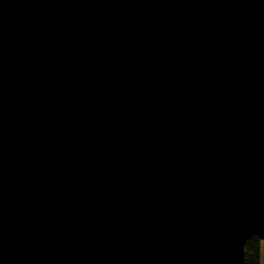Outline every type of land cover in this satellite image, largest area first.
<instances>
[{"label":"water","instance_id":"obj_1","mask_svg":"<svg viewBox=\"0 0 264 264\" xmlns=\"http://www.w3.org/2000/svg\"><path fill=\"white\" fill-rule=\"evenodd\" d=\"M264 239V0H0V264H243Z\"/></svg>","mask_w":264,"mask_h":264},{"label":"trees","instance_id":"obj_2","mask_svg":"<svg viewBox=\"0 0 264 264\" xmlns=\"http://www.w3.org/2000/svg\"><path fill=\"white\" fill-rule=\"evenodd\" d=\"M263 242L264 239L259 238L257 235H252L247 239L243 264H264Z\"/></svg>","mask_w":264,"mask_h":264},{"label":"rangeland","instance_id":"obj_3","mask_svg":"<svg viewBox=\"0 0 264 264\" xmlns=\"http://www.w3.org/2000/svg\"><path fill=\"white\" fill-rule=\"evenodd\" d=\"M262 247H264V242H263V244H262ZM262 250H263V248H262Z\"/></svg>","mask_w":264,"mask_h":264}]
</instances>
